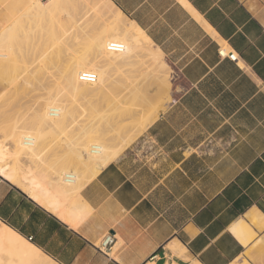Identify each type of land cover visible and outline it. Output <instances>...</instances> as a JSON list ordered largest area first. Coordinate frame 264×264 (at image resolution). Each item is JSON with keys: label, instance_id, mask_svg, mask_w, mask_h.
Returning a JSON list of instances; mask_svg holds the SVG:
<instances>
[{"label": "crops", "instance_id": "obj_1", "mask_svg": "<svg viewBox=\"0 0 264 264\" xmlns=\"http://www.w3.org/2000/svg\"><path fill=\"white\" fill-rule=\"evenodd\" d=\"M109 1L173 89L80 188L79 225L1 176L0 225L58 264H264V0Z\"/></svg>", "mask_w": 264, "mask_h": 264}, {"label": "bare ground", "instance_id": "obj_2", "mask_svg": "<svg viewBox=\"0 0 264 264\" xmlns=\"http://www.w3.org/2000/svg\"><path fill=\"white\" fill-rule=\"evenodd\" d=\"M97 1L85 2L86 12L90 11L93 15L90 19H78L73 25L80 31L84 28L83 24L100 25V34L94 40V54L89 55L88 58L71 54L63 58L59 56L61 59L59 58L58 62L62 88L71 96L80 95L88 107H82L81 111L77 107L68 108L66 104H63L59 94L49 96L34 107L32 106L28 118L22 119L14 128L12 127L13 129L8 131L4 141L0 142V176L72 226L82 221L89 211L88 205L79 195L80 188L95 176L101 166L116 156L129 141V139L122 138L121 142L114 144L108 139H100L99 130L95 128L93 120L87 123H83L85 119L82 123L77 121L74 126L72 122L76 116L73 118L72 111L79 110L81 114L85 112L86 116H93L96 112L98 118L106 120L107 116L99 113L95 103L93 104V101H89L88 98L95 101L107 94L110 86L108 64L114 63L115 59L122 62L129 61L138 50L135 48L141 45L147 47L150 44L144 33L132 22L127 21L119 11H116V18L107 17L106 11L102 10V5L107 7L109 0ZM14 2L16 0H3L5 14L12 15L15 12ZM26 5L28 9H35V16L44 17L43 20L40 19V23H38L39 19L33 23L37 28L45 30L46 34L49 28L46 27L45 21H47V11L50 12V4L46 7V3L41 0H26ZM61 22L57 20V28L62 27ZM47 36V34L44 37L42 35L38 43V47H41L39 57L42 63L50 60L48 56L50 54L45 47V38L49 40ZM110 41L121 42L123 49L119 52L107 51L105 45ZM9 49L8 41L0 36L1 63L10 57ZM147 54H150L156 62L165 65L158 50L148 49ZM83 70L94 72L97 77L96 81L93 83L80 82L77 75ZM71 124L72 128H70ZM57 131L63 133L58 146L55 144L58 139L54 144L51 143L52 141H47L48 134ZM46 142H49V146L50 143L57 146L56 150L53 149L54 146L52 147L53 152H56L52 153L55 157L51 163L46 161L45 151L52 150L48 148ZM12 156L16 157V160L27 162V165L22 167L21 174L18 173L16 164L11 165L7 161L8 157ZM0 264L58 263L2 224L0 225Z\"/></svg>", "mask_w": 264, "mask_h": 264}, {"label": "rangeland", "instance_id": "obj_3", "mask_svg": "<svg viewBox=\"0 0 264 264\" xmlns=\"http://www.w3.org/2000/svg\"><path fill=\"white\" fill-rule=\"evenodd\" d=\"M87 1L97 0H50V12L47 11V21H45L46 27L49 28L46 32L49 40L45 38V47L50 54L48 55L50 60L42 63L39 57L41 47H38V43L42 35L44 37L46 34L45 30L37 28L33 21L39 19L38 23H40V19L43 20L44 17L35 16V9H28L26 0H16L13 4V10L16 8L15 12L7 15L3 0H0V36L7 40L10 46L8 50L10 59L0 62L1 143L12 127L14 128L22 119L28 118L34 105L49 96L59 94L63 104H66L68 108L77 107L81 111L82 107H88L80 95L71 96L62 88L58 63L61 59L59 56L63 58L71 54L88 58L89 55L94 54V40L100 34V25L83 24L84 28L81 31L73 27L76 20L90 19L93 15L90 11L86 12L84 5ZM102 8L109 19L116 18L117 10H114L110 3L107 7L102 5ZM57 20L62 21L61 28H57ZM78 47L81 54L76 52ZM151 48H153L151 44L147 47L141 45L135 48L140 53L138 50L135 51L136 57L131 58L134 61L122 62L115 59L114 63L108 64L110 86L107 94L95 101L88 98L89 101H93V104L95 103L99 113L107 116L106 120L98 118L96 112L93 116H86L85 112L81 114L78 110L72 111L73 118L76 116L72 124L75 126L77 121L82 123L84 119L83 123L93 120L95 128L99 130V138L108 139L114 144L121 142L122 138L128 140L136 130L141 128V125L148 121L149 112L157 110L162 105L174 85L175 76L172 68L168 64L162 65L161 62L151 58L150 54H147L148 49ZM160 58L165 62L162 56ZM167 66L168 68L164 70ZM140 111H145L146 115L141 117L135 114ZM101 129L104 131H100ZM60 136L63 137V133L58 131L48 134L47 141H52L51 143L54 144L58 139L55 143L58 146ZM49 142H46L48 148L52 149L54 146L53 149L56 150L57 146L50 143V147ZM53 149L45 151L48 163L54 161L55 156L52 153L56 151L53 152ZM7 161L11 165L16 164L19 174L22 167L27 165V162L16 160L14 156L8 157Z\"/></svg>", "mask_w": 264, "mask_h": 264}, {"label": "built area", "instance_id": "obj_4", "mask_svg": "<svg viewBox=\"0 0 264 264\" xmlns=\"http://www.w3.org/2000/svg\"><path fill=\"white\" fill-rule=\"evenodd\" d=\"M105 49L109 52H119L123 49V44L117 41H110L106 43ZM218 54L220 57H227L231 61L239 62L238 54L233 50L226 51L224 47H219ZM77 77L78 80L83 83H93L97 79L94 72L85 70L79 71ZM114 242L115 236L111 233H107L101 238L98 248H100L101 250L110 249L113 246Z\"/></svg>", "mask_w": 264, "mask_h": 264}]
</instances>
